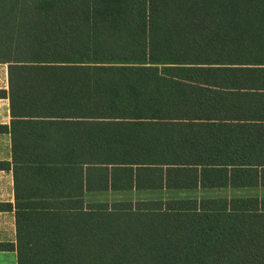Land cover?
<instances>
[{
  "label": "trees",
  "instance_id": "trees-1",
  "mask_svg": "<svg viewBox=\"0 0 264 264\" xmlns=\"http://www.w3.org/2000/svg\"><path fill=\"white\" fill-rule=\"evenodd\" d=\"M0 63L30 193L63 164L113 190L264 188V0H0ZM17 197L18 264H264V196Z\"/></svg>",
  "mask_w": 264,
  "mask_h": 264
},
{
  "label": "crops",
  "instance_id": "crops-1",
  "mask_svg": "<svg viewBox=\"0 0 264 264\" xmlns=\"http://www.w3.org/2000/svg\"><path fill=\"white\" fill-rule=\"evenodd\" d=\"M13 117L11 114V104L9 99V79H8V65L0 63V244L13 245L14 248L7 250H0V264H18L17 257V194L21 197L20 202L34 193L37 195L40 191L46 192L51 198L49 201L64 200L65 202L75 206L78 200L83 201V205L116 203V202H137L146 200L159 199H211V198H232V197H251L264 196V188H246V189H223V190H181V191H138V190H113L110 186L108 189L100 188L97 183V170H89L90 165H83L82 185L80 184L81 169L78 167H67L61 165L56 171L48 169L50 179L45 181L43 188L41 185L33 184V179L29 181L32 185L33 191L30 193L28 188L27 173L18 174V182L16 185V172L14 168V154H13V139L14 130L12 126ZM56 120L51 126L41 124L38 133L34 134L33 140L38 137V141H48L50 137L53 139L52 132L55 129H60L62 125L70 127H81L78 120ZM89 122V121H88ZM76 123V124H75ZM26 124L20 125L16 130V135L19 139L24 141L28 129H24L21 133V128ZM43 132V133H41ZM70 132H76L71 129ZM33 137L30 136L28 140ZM61 142L60 135L56 138ZM69 153H75L76 150L71 149L68 145H64ZM58 149H60L58 147ZM54 148L47 147L45 150L41 147L46 155H55ZM64 182L65 184H60ZM36 188V189H35ZM191 191L190 195H179L177 192ZM81 196L78 197L79 193ZM207 193V194H206ZM230 193L232 195H230ZM225 194V195H220Z\"/></svg>",
  "mask_w": 264,
  "mask_h": 264
},
{
  "label": "rangeland",
  "instance_id": "rangeland-1",
  "mask_svg": "<svg viewBox=\"0 0 264 264\" xmlns=\"http://www.w3.org/2000/svg\"><path fill=\"white\" fill-rule=\"evenodd\" d=\"M177 194H179V195H184V196H188V195H190V194H192L191 193V191H187V192H177ZM207 194V193H206ZM262 194H264V192L262 193ZM220 195H225V194H220ZM230 195H232L231 193H230ZM187 199H189L188 197H187Z\"/></svg>",
  "mask_w": 264,
  "mask_h": 264
}]
</instances>
